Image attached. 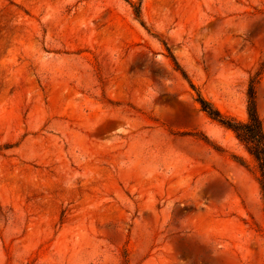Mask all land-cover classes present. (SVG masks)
Listing matches in <instances>:
<instances>
[{
  "label": "rangeland",
  "instance_id": "rangeland-1",
  "mask_svg": "<svg viewBox=\"0 0 264 264\" xmlns=\"http://www.w3.org/2000/svg\"><path fill=\"white\" fill-rule=\"evenodd\" d=\"M256 73L264 0H0V264H264Z\"/></svg>",
  "mask_w": 264,
  "mask_h": 264
},
{
  "label": "trees",
  "instance_id": "trees-1",
  "mask_svg": "<svg viewBox=\"0 0 264 264\" xmlns=\"http://www.w3.org/2000/svg\"><path fill=\"white\" fill-rule=\"evenodd\" d=\"M134 16L140 19V11L133 7ZM173 61L175 70L178 71L183 78L184 72ZM257 84V73L249 78L248 88L246 92V114L247 118L244 121L236 120L230 116H226L214 108L207 100L203 99L197 94L196 103L200 110L212 121L219 124L224 129L233 133L236 140L242 144L246 152L253 158L256 163L259 178L258 184L260 187L261 200L264 211V133L262 129V122L257 114L255 104V85ZM190 87L193 85L189 82Z\"/></svg>",
  "mask_w": 264,
  "mask_h": 264
}]
</instances>
